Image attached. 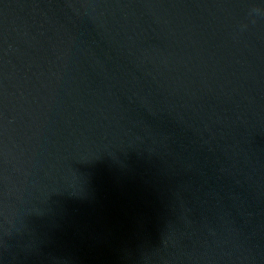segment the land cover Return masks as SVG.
Masks as SVG:
<instances>
[{"label": "water", "instance_id": "95a60500", "mask_svg": "<svg viewBox=\"0 0 264 264\" xmlns=\"http://www.w3.org/2000/svg\"><path fill=\"white\" fill-rule=\"evenodd\" d=\"M0 264H264V0H0Z\"/></svg>", "mask_w": 264, "mask_h": 264}]
</instances>
